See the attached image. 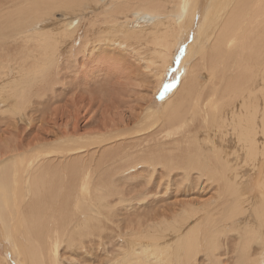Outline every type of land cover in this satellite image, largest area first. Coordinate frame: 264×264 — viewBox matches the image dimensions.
I'll list each match as a JSON object with an SVG mask.
<instances>
[{"label": "bare ground", "instance_id": "obj_1", "mask_svg": "<svg viewBox=\"0 0 264 264\" xmlns=\"http://www.w3.org/2000/svg\"><path fill=\"white\" fill-rule=\"evenodd\" d=\"M57 13L61 32L46 28ZM175 63L181 80L163 105ZM122 108L129 120L110 123ZM201 183L211 203L123 227L121 205ZM119 227L152 250L126 258ZM0 231V264L8 253L18 264H170L172 253L199 264L204 251L210 264H259L264 0H0ZM173 234L176 251L162 250Z\"/></svg>", "mask_w": 264, "mask_h": 264}, {"label": "rangeland", "instance_id": "obj_2", "mask_svg": "<svg viewBox=\"0 0 264 264\" xmlns=\"http://www.w3.org/2000/svg\"><path fill=\"white\" fill-rule=\"evenodd\" d=\"M61 13H57L56 17L54 18L53 22L51 23H47V29L48 30H55L57 32H61L63 31V19L62 17L60 16ZM136 27L139 28L140 25H135ZM134 26V27H135ZM199 26V25H197ZM132 27V26H131ZM196 27V22L194 24V26L191 28L190 31H192L194 28ZM190 33V32H189ZM196 36V35H195ZM195 38V37H194ZM188 42V40H187ZM144 64V63H143ZM179 64H173V66L170 67L168 73H167V76H166V79H165V83L163 84V86L160 88V90L156 93V96H155V99L158 103H161V104H166L167 102V99L168 96L170 97V95L173 93V91L176 89V85L180 82L181 80V74H182V70L179 69ZM142 70H146L144 69V67L142 66ZM140 71V73L147 75L148 72L147 70L145 72L143 71ZM152 79V77L150 78ZM151 83V84H150ZM153 83V84H152ZM152 87L155 85V79L153 80H149V87ZM151 87V88H152ZM141 95V94H140ZM144 97L147 96V94L143 93L142 94ZM152 96V94L150 95ZM133 103L130 105L131 107H134L135 106V97L133 98ZM134 104V105H133ZM136 107V106H135ZM60 113H62L63 111L67 112L69 111L68 108H71V106L69 105V103L67 101H65L64 103H61V104H58L56 107H55ZM137 108V107H136ZM133 111V110H132ZM140 112V110H139ZM138 112V113H139ZM131 116V111L128 109V108H122L120 109L119 111H115V114H113L112 116L109 117V122L110 123H115V124H121L124 120H129V117ZM50 118H54V115H52ZM127 174H125V181L127 183H132L131 180H133L135 177H128L126 176ZM194 177H198V176H194ZM129 180V181H128ZM145 179H141V181H144ZM125 182V183H126ZM135 182V181H134ZM203 182L205 183V180H203ZM128 184V185H129ZM127 185V184H125ZM201 186V189L202 191L199 190V187ZM198 188V191H195L194 193H192L190 196H186L185 194H175L176 192H172L170 194H168L167 196H164L163 198V201L160 203L158 202L157 200L155 201L156 203L152 205L149 204V201H151V199L149 201H142V202H138L136 201V205L135 204H132V205H121L119 208L122 210V212H120V219L124 220L123 221V227H129L130 226V222L133 221V220H140V219H147L148 217H153L156 215L157 212L161 213V212H164L165 209H171L172 211L176 208V207H172V205H179L181 203H184V202H195V203H200V204H208V203H211L214 199V197H216V192L214 190H212L211 188L209 189V187L207 186V184H203L201 183ZM258 184H257V180H254L251 184V187H252V191H253V194H256V192L258 191V188H257ZM127 188H130L127 187ZM175 190V189H174ZM204 190V191H203ZM132 193V192H131ZM164 193V191H163ZM163 193L159 194V197H161L163 195ZM212 194V195H211ZM196 195V196H195ZM206 195V196H205ZM172 196V197H171ZM212 197V198H211ZM211 199V200H210ZM143 203V204H142ZM160 205H158V204ZM171 205V206H170ZM136 206V207H135ZM146 206V207H144ZM149 206V207H148ZM152 206V208H151ZM154 206H155V209H158L155 210L154 209ZM148 207V208H147ZM155 210V211H154ZM161 211V212H160ZM128 221V222H127ZM125 222V223H124ZM120 228V227H119ZM117 230V238H116V241H117V244H118V252L120 253H124V254H127L126 258L127 257H130L131 254L133 255H141L143 253H140L142 252L143 250V247L141 244H149L152 242V240H149V239H143L141 241H138L136 238L132 237V236H125L121 230V228ZM121 232V233H120ZM230 233H232L230 230L227 232V235H231ZM234 234L236 233H233L232 235V238H231V241H230V250H233L236 248V241L234 239ZM175 234L171 235L170 239H167L166 241H169L167 243H165L166 241H162V245H161V248L162 250L163 249H166V248H169V249H174L173 251L175 252L176 249H177V240L178 238L176 237V235L174 236ZM127 237V239H126ZM125 238V239H124ZM2 237H1V231H0V246L2 247L0 249V254L3 255L4 252L7 251V247L4 245L3 240L1 241ZM129 239V240H128ZM134 239V240H133ZM136 239V240H135ZM175 239V240H174ZM225 239V238H224ZM120 240V241H119ZM128 240V241H127ZM173 240V241H172ZM175 241V242H174ZM120 243V244H119ZM123 243V244H122ZM139 244V245H138ZM10 246V244H8ZM120 245V246H119ZM138 245V247H134ZM151 245V244H149ZM172 245V246H170ZM174 245V247H173ZM167 246V247H166ZM121 248V249H120ZM136 249V250H135ZM160 249V248H159ZM122 250V251H121ZM134 250V252H133ZM152 250V245H151V249L150 251ZM161 250V249H160ZM132 251V252H131ZM129 252V254H128ZM140 254H138V253ZM119 253V254H120ZM207 251H204L202 254L199 255V257L197 258V262L199 264H210L211 262H208V259H207ZM233 254V253H232ZM7 255V258H9V264H18L17 261H15L10 253L6 254ZM176 253H174V256H173V253H172V261L171 263L172 264H177L178 261H177V258H176ZM234 255V254H233ZM147 256H151V255H147ZM13 260H12V259ZM76 259H74L73 261L74 262H69V260H67V263L65 264H94L93 262H89L87 261L86 263H82L81 261L84 260L83 258H79V257H75ZM152 259V257H150ZM156 258V257H155ZM175 258V259H174ZM225 258L222 259V261H224L222 264H228V263H232V264H235V261L236 260H230L228 261L227 263L225 262L224 260ZM78 260H81L79 261L78 263ZM159 260V259H158ZM175 260V261H174ZM200 260V261H199ZM13 261V262H12ZM157 262V259L154 260V258L152 259V263L155 264ZM264 257L260 259V263L259 264H264ZM170 263V264H171ZM97 264V263H95ZM99 264H101L99 262Z\"/></svg>", "mask_w": 264, "mask_h": 264}]
</instances>
